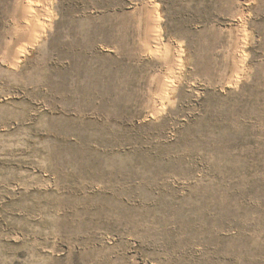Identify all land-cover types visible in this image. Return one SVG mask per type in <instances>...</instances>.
Listing matches in <instances>:
<instances>
[{
	"label": "rangeland",
	"instance_id": "374dc122",
	"mask_svg": "<svg viewBox=\"0 0 264 264\" xmlns=\"http://www.w3.org/2000/svg\"><path fill=\"white\" fill-rule=\"evenodd\" d=\"M0 264H264V0H0Z\"/></svg>",
	"mask_w": 264,
	"mask_h": 264
},
{
	"label": "bare ground",
	"instance_id": "6f19581e",
	"mask_svg": "<svg viewBox=\"0 0 264 264\" xmlns=\"http://www.w3.org/2000/svg\"><path fill=\"white\" fill-rule=\"evenodd\" d=\"M48 3H49V2H48ZM33 5H34V4H33ZM37 6H38V5H37ZM34 7H35V5H34ZM38 7H39V6H38ZM35 8H36V7H35ZM22 12H23V11H22ZM26 12H27V11H26ZM35 12H36V11H35ZM39 12H40V11H39ZM30 13H31V12H30ZM46 13H47V12H46ZM32 14L35 15V13H33V12H32ZM42 15H43V14H42ZM49 15H50V14L47 13V15H46L45 18H44V17H41V16H39V17L36 16L37 18L34 17V18H36V19H33V22H30V27L28 28V30H29V32H28V33H29V37H27V38H30V37H31L32 39H33V38L35 39V37L38 36V34L40 33V31L42 30V28H41V27H42V23H43V22L45 23V22L47 21ZM40 19L43 20L42 23H38V22L41 21ZM30 21H31V20H30ZM34 23H35V24L37 23V24L35 25ZM34 25L36 26L35 29H34ZM27 26H28V24H27ZM33 29H34V31H33ZM26 31H27V30H26ZM26 36H27V35H26Z\"/></svg>",
	"mask_w": 264,
	"mask_h": 264
}]
</instances>
